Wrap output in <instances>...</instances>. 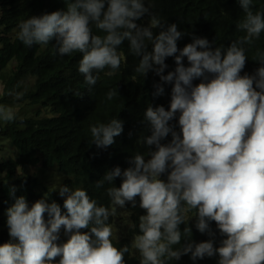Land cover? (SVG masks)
Masks as SVG:
<instances>
[{
    "label": "clouds",
    "instance_id": "obj_1",
    "mask_svg": "<svg viewBox=\"0 0 264 264\" xmlns=\"http://www.w3.org/2000/svg\"><path fill=\"white\" fill-rule=\"evenodd\" d=\"M65 3L64 11L20 20L16 38L25 47L55 40L59 55L82 54L78 72L88 86H95L106 69L109 76L120 69L125 61L120 48L127 42L129 52L140 57L136 74L144 77L155 71L163 83L173 84L170 108L146 110L151 135L143 143L155 150L136 152L131 167L123 173L116 167L96 183L98 190L109 185L105 191L110 206L98 204L86 189L66 185L59 187V195L65 197L64 214L56 202L40 199L29 208L24 196L16 198L7 209L12 241L0 245V264H54L57 257L58 264H126L125 254H138L140 264H169L189 253L193 260L218 254V264H264V50L256 47L252 55L261 64L255 73L241 75L247 53L264 33V9H258L255 0H238L243 15L236 26L243 35L225 54L223 45L213 50L209 40L200 37L179 49L177 41L184 33L175 23L165 27L145 0ZM146 14L148 25L137 23ZM93 28L102 34H94ZM173 56L177 67L164 75L166 58ZM185 57L190 66H185ZM198 78L203 82L193 85ZM154 87L155 96L164 93L162 84ZM117 95L111 89L105 99L112 101ZM177 113L179 132L169 123ZM14 120L12 109L0 105V121ZM88 131L91 144L106 148L123 132V122L96 121ZM169 134L171 141L161 143ZM165 173L166 181L161 179ZM121 176V185L112 186ZM137 197L146 211L139 216V234L130 246L117 247V229L109 218L117 215V206L131 203L135 208ZM121 215L136 227L129 219L131 212ZM192 215L201 233L214 236L210 222L216 223L227 237L221 246L209 240L176 247L182 235L191 236V228L182 234L179 226ZM90 225V232H81ZM62 227L69 239L59 244Z\"/></svg>",
    "mask_w": 264,
    "mask_h": 264
},
{
    "label": "trees",
    "instance_id": "obj_2",
    "mask_svg": "<svg viewBox=\"0 0 264 264\" xmlns=\"http://www.w3.org/2000/svg\"><path fill=\"white\" fill-rule=\"evenodd\" d=\"M258 9H264V0H255ZM145 6H150L152 14L162 20L166 27L175 23L178 30L184 33L177 41L178 48L183 49L188 43L193 42L194 37L207 38L213 50L223 45L226 54L231 43L243 33L237 30L236 23L243 15L238 0H145ZM67 5L65 0H0V73L12 60L17 61L13 74L6 82L4 99L15 90H21V85L30 77L35 82L27 89L19 103H29L32 106H42L48 109L53 117L18 118L4 126H0V138L8 141L9 147L15 151L14 156H6L0 160V173H4V180L0 184V245L12 241L7 227V209L11 207L16 198L24 196L29 208L38 200L46 199L47 203L56 202L60 205L62 214L66 213L63 207L65 197L50 196L45 198L43 192H39L40 182L35 175H19L18 170L29 166L41 164L44 167L55 166L59 172L65 175L62 186L70 188L80 187L86 189L91 198L98 204L110 206L105 189H97L96 183L105 175L114 171L116 167L124 170L131 167L130 160L136 152L145 154L155 150V146L149 148L143 143V138L150 136V127L145 120V113L149 106H164L170 108L173 84L163 83L155 71H149L141 77L134 69L140 57L133 56L125 42L120 48L125 61L114 75L99 74L100 78L95 86L84 83V77L78 72L79 60L82 54L73 53L61 56L54 47L55 40L46 46L33 45L25 47L16 38L18 22L31 16H40L53 11H64ZM150 15L146 14L137 23L147 26ZM160 29H156L158 34ZM94 34L97 30L93 28ZM264 50V33L253 48L247 53L248 59L241 75H253L261 64L252 60L255 48ZM152 46L149 45V51ZM179 53H177L178 55ZM168 67L164 75L175 71L177 67L175 57L166 58ZM185 66L188 64L184 58ZM158 67V66H154ZM211 76H209V79ZM203 82V78L193 81V85ZM162 84L164 93L155 96V85ZM115 89L117 97L112 101L105 99L106 93ZM77 92L80 95H75ZM112 118H118L123 122V132L114 138V143L106 148H98L90 143V125L96 121L108 122ZM179 113L170 121L177 132L180 131L178 123ZM172 136L162 140L167 144ZM150 158L146 156V159ZM123 177H116L112 186L119 187ZM167 180V173L161 176ZM131 211V222L136 224L131 229L134 237L139 234V216L146 211L139 207V197L136 198V207L127 203ZM191 215V214H189ZM47 213L45 219L47 220ZM197 217L190 216L186 223L179 226L183 234L186 227L191 228V236L182 235L179 245L184 247L189 242L200 243L213 240L214 247L221 246V241L226 236L221 235L216 223L210 222V228L214 236L207 232L201 233L196 228ZM110 223V218H109ZM89 228L81 232H90ZM63 229V227L61 228ZM57 243L62 244L63 239L59 233ZM117 247L123 248L131 245L128 237L115 239ZM126 264H140L139 256L132 257L125 254ZM219 255L205 256L203 259H191V254L182 255L179 260L170 261L169 264H218ZM58 264V262L56 263Z\"/></svg>",
    "mask_w": 264,
    "mask_h": 264
},
{
    "label": "rangeland",
    "instance_id": "obj_3",
    "mask_svg": "<svg viewBox=\"0 0 264 264\" xmlns=\"http://www.w3.org/2000/svg\"><path fill=\"white\" fill-rule=\"evenodd\" d=\"M16 66H17V61L14 59L0 73V101L4 99L6 82L8 81L9 77L13 74ZM34 82H35V78L30 77L28 80L23 82V84L21 85V90L19 89L15 90L6 99V102L0 103V105L10 107L12 109V111L15 113V119L18 118L34 119L37 117V113L41 118L53 117V114L48 109H45L42 106H32L29 103L18 102L22 98L23 93L27 89H29V87ZM7 123L0 121V126H4ZM14 155H15V151L12 149V147H9L8 141H4L0 138V160L6 156H14ZM18 174L35 175L40 182V187L38 188V191L43 192L45 194V198L48 199L50 196L61 197L59 195V187L62 186L63 184L62 182H64L66 178L65 175L62 172H59L55 166L44 167L41 164L37 166H29L24 169L18 170ZM4 179H5L4 173H0V184ZM125 211H129L127 206H125V208H119L117 206V215L115 217H110V223H112L114 227L117 229L116 239L128 237L132 242L134 238L131 235L132 227L124 222V217L121 215V213ZM129 219L131 220V217ZM61 235H62L63 243L67 242V240L69 239V235L65 233L64 228L61 229ZM137 256L139 255L137 254ZM59 259L60 258L57 257L56 261H54V264H56L59 261Z\"/></svg>",
    "mask_w": 264,
    "mask_h": 264
},
{
    "label": "bare ground",
    "instance_id": "obj_4",
    "mask_svg": "<svg viewBox=\"0 0 264 264\" xmlns=\"http://www.w3.org/2000/svg\"><path fill=\"white\" fill-rule=\"evenodd\" d=\"M63 183V182H62Z\"/></svg>",
    "mask_w": 264,
    "mask_h": 264
}]
</instances>
